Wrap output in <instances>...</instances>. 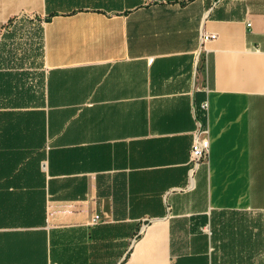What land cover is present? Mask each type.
<instances>
[{
	"label": "crops",
	"instance_id": "1",
	"mask_svg": "<svg viewBox=\"0 0 264 264\" xmlns=\"http://www.w3.org/2000/svg\"><path fill=\"white\" fill-rule=\"evenodd\" d=\"M262 210L264 0H0V264H212Z\"/></svg>",
	"mask_w": 264,
	"mask_h": 264
},
{
	"label": "trees",
	"instance_id": "2",
	"mask_svg": "<svg viewBox=\"0 0 264 264\" xmlns=\"http://www.w3.org/2000/svg\"><path fill=\"white\" fill-rule=\"evenodd\" d=\"M248 213L218 211L211 217V241L222 256L212 255V264H264L262 219L258 226ZM255 228L258 232L255 233Z\"/></svg>",
	"mask_w": 264,
	"mask_h": 264
},
{
	"label": "built area",
	"instance_id": "3",
	"mask_svg": "<svg viewBox=\"0 0 264 264\" xmlns=\"http://www.w3.org/2000/svg\"><path fill=\"white\" fill-rule=\"evenodd\" d=\"M201 38L204 42H206L215 39L216 35L203 32L201 34ZM203 107L206 108L207 105L205 104ZM208 155L209 140L207 137V131L199 128V130L193 136L190 150V160L192 163L191 172H193L195 168H197L201 163L207 161ZM260 217L262 219V222L264 223V210L261 211ZM99 219L100 217L96 215L93 221L96 223L97 221H99ZM209 234L211 235V232H209Z\"/></svg>",
	"mask_w": 264,
	"mask_h": 264
},
{
	"label": "rangeland",
	"instance_id": "4",
	"mask_svg": "<svg viewBox=\"0 0 264 264\" xmlns=\"http://www.w3.org/2000/svg\"><path fill=\"white\" fill-rule=\"evenodd\" d=\"M27 23H15V25L11 23L12 27L15 26L14 30H16L17 32H22L25 29ZM10 27V26H9ZM253 221L255 226L257 227L259 224L257 218L259 215H253V214H248ZM262 229L264 232V223L262 222ZM211 232V231H210ZM255 233L258 232V228H255L254 230ZM107 237V239H106ZM262 237H264V233L262 235ZM108 241V242H107ZM123 248H125V245L122 244V242H114L111 244V239L108 236H104L103 237V243H102V258H101V262L100 264H113V262H115V259H117V257H119V255L121 254V251L123 250ZM111 250V252L109 251ZM212 253H216L218 255V257L222 256V252L220 249H216L214 245H212Z\"/></svg>",
	"mask_w": 264,
	"mask_h": 264
}]
</instances>
